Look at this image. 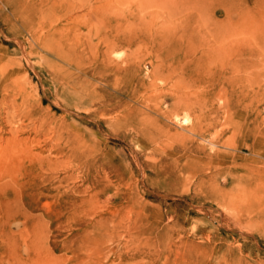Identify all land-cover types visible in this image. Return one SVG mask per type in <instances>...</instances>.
Wrapping results in <instances>:
<instances>
[{"label":"rangeland","instance_id":"1","mask_svg":"<svg viewBox=\"0 0 264 264\" xmlns=\"http://www.w3.org/2000/svg\"><path fill=\"white\" fill-rule=\"evenodd\" d=\"M263 25L264 0H0V264H264Z\"/></svg>","mask_w":264,"mask_h":264},{"label":"bare ground","instance_id":"2","mask_svg":"<svg viewBox=\"0 0 264 264\" xmlns=\"http://www.w3.org/2000/svg\"><path fill=\"white\" fill-rule=\"evenodd\" d=\"M18 8H19V5H18ZM96 8H97V7H96ZM19 11H20V10H19ZM22 11H23V10H21L20 12H22ZM16 12H17V10H16ZM19 15H20V14H19ZM19 15H18V16H19ZM233 17H234V16H233ZM135 18H136V17H135ZM135 21H136V20H135ZM232 22H233V21H232ZM241 23H242V22H241ZM209 24H210V23H209ZM230 24H231V23H230ZM245 24H246V23H245ZM248 25H249V23H248ZM238 27H239V26H238ZM251 27H252V26H251ZM256 27H258V26H256ZM263 27H264V25H263ZM221 28H222V27H221ZM226 28H227V27H226ZM204 29H205V28H204ZM212 29H213V28H212ZM212 29H211V30H212ZM130 30H132V29H130ZM149 30H150V29H149ZM161 30H162V28H161ZM164 30H165V29H164ZM164 30H163L162 32H164ZM182 30H183V29H182ZM201 30H202V29H201ZM157 31H158V30H157ZM159 31H160V30H159ZM253 31H254V30H253ZM257 31H258V30H257ZM261 31H262V30H261ZM136 32H137V31H136ZM149 32H150V31H149ZM165 32H166V31H165ZM227 32H228V31H227ZM229 32H231V31L229 30ZM232 32H233V31H232ZM254 32H255V31H254ZM263 32H264V30H263ZM130 33H131V31H130ZM234 33H235V32H234ZM258 33H259V32H257V34H258ZM125 34H126V33H125ZM125 34H124V35H125ZM168 34H169V33H168ZM255 34H256V32H255ZM175 35H176V34H175ZM182 35H183V34H182ZM194 35H195V34L193 33L192 38H190L191 42H192V41L194 42L195 40H197V38L195 37L196 35H195V36H194ZM238 35H239V34H238ZM247 35H248V34H247ZM249 35H251V34H249ZM127 36H128V35H127ZM166 36H167V37H166ZM166 36H165V37L168 38V35H166ZM190 36H191V35H190ZM212 36H214V37H212ZM226 36H228V34H227L226 32H219V33L216 32V33H213L211 36H210V33H205V34L202 33V34H201L202 41L207 42V43H211V44H212V42H214V41H218V40L220 41V40H222V39L224 40V38H226ZM230 36H231V35H230ZM155 37H156V36H155ZM155 37H154V39H155ZM197 37H198V36H197ZM228 37H229V36H228ZM234 38H235V37H234ZM236 38H237V37H236ZM236 38L233 39L232 41H234V40H238V39H236ZM246 38H248V37H246ZM249 38H250V36H249ZM249 38H248V39H249ZM253 38H254V37H253ZM250 39H252V38H250ZM171 40H173V39H171ZM177 40H178V39H177ZM181 40H182V39H180V41H181ZM242 40H243V39H242ZM128 41H129V40H128ZM130 41H131V40H130ZM252 41H253V40H252ZM252 41L250 40V42H252ZM110 42H112V39L109 40V43H110ZM131 42H132V41H131ZM191 42H190V43H191ZM220 42H221V41H220ZM178 43H180V42H178ZM236 43H237V41H236ZM159 44H160V43H159ZM223 44L225 45V44H228V43L226 42V43H223ZM223 44H222V45H223ZM113 45H114V44H113ZM222 45H221V46H222ZM212 46H213V45H212ZM216 46H217V45H216ZM233 46H234V45H233ZM237 46H238V45H237ZM239 46H240V45H239ZM109 47H110V45H109ZM171 47H173V44L171 45ZM163 48H164V47H163ZM204 48H205V47H204ZM216 48H217V47H216ZM241 48H242V47H240V49H241ZM107 49H108V47H107ZM109 49H111V48H109ZM209 49H210V48H209ZM188 50H189V49H188ZM195 50H196V49H195ZM210 50H212V48H211ZM217 51H219V50H217ZM105 52H107V51H105ZM223 52H224V51H223ZM227 52H228L229 54L231 53V54L233 55V51H231V52L227 51ZM237 52H238V51H237ZM228 53H227V55H225V57H226V56L228 57ZM106 54H107V53H106ZM207 54H208V53H207ZM209 54H210V53H209ZM225 54H226V53H225ZM231 54H230V55H231ZM234 54H235V53H234ZM236 54H237V53H236ZM109 55H110V54H109ZM201 55H202V54H201ZM203 55H204V54H203ZM213 55H214V54H213ZM230 55H229V56H230ZM130 56H132V55H129V57H130ZM148 56H149V55H148ZM205 56H207V55H205ZM220 56H221V55H220ZM235 56H236V55H235ZM108 57H109V56H108ZM133 57H135V56H133ZM210 57H211V55H210ZM218 57H219V56H218ZM225 57L223 56L222 59H225ZM131 58H132V57H130V59H131ZM193 58H194V57H193ZM211 58H212V57H211ZM104 59H105V58H104ZM109 59H110V57H109ZM240 59H241V58H240ZM214 60L216 61L215 58H214ZM220 60H221V59H220ZM107 61H110V60H107ZM112 61H113V60H112ZM131 61H132V60H131ZM218 61H219V60H218ZM222 61H224V60H221V62H222ZM104 62H105V61H104ZM216 62H217V61H216ZM126 63H127V62H126ZM128 63H129V62H128ZM128 63H127V67H128L129 64H130V63H129V64H128ZM131 63H133V62H131ZM147 63H148V62H147ZM217 63H218V62H217ZM219 63H220V61H219ZM103 64H104V63H103ZM204 64H205V63H204ZM215 64H216V63L214 62V65H215ZM130 65H131V64H130ZM132 65H133V64H132ZM209 65H210V64H209ZM211 65H213V64H211ZM216 65H217V64H216ZM236 65H237V64H236ZM231 66H232V65H231ZM231 66H230V68L232 69L233 67H231ZM123 67H124V66H123ZM209 67H210V66H209ZM91 68H92V67H91ZM121 68H122V67H121ZM125 68H126V66H125ZM154 68H155V67H154ZM203 68H204V67H203ZM213 68H214V67H213ZM227 68H229V67H227ZM234 68L236 69V67H234ZM234 68H233V69H234ZM225 69H226V68H225ZM208 70H209V69H208ZM128 71H129V70H128ZM83 72H84V71H83ZM149 72H150V71H149ZM172 72H173V71H172ZM206 72H207V71H206ZM209 72H212L211 69L209 70ZM204 73H205V72H204ZM207 73H208V72H207ZM151 74H152V73H151ZM224 74H225V73H224ZM114 75H116V74H114ZM117 76H118V75H117ZM119 76H120V75H119ZM153 76H154V75H153ZM93 77H94V76H93ZM179 77H180V76H179ZM146 78H147V77H146ZM171 78H172V77H171ZM238 79H241V77L238 78ZM156 80H157V79H156ZM154 82H155V81H154ZM182 82L185 83V81H182ZM239 82H240V80H239ZM152 83H153V82H152ZM186 83H187V82H186ZM5 85H6V84H5ZM181 85H182V84H181ZM185 85H186V84H185ZM207 85H209V84H207ZM223 86H225V84H224ZM181 87H182V86H181ZM205 87H206V86H205ZM232 87H234V86H232ZM214 88H215V87H214ZM226 88H227V86H226ZM172 89H173V88H172ZM178 90H179V89H178ZM182 90H184V89H182ZM191 90H192V89H191ZM200 90H201V89H200ZM185 91H186V90H185ZM187 91H188V90H187ZM253 91H254V90H253ZM198 92H199V91H198ZM201 92H203V91L201 90ZM205 92H206V90H205ZM225 92H226V91H225ZM225 92H224V94H225ZM233 92H235V91H233ZM237 92H238V91H237ZM254 92H255V91H254ZM161 93H162V92H161ZM165 93H166V92H165ZM216 93H217V92H216ZM226 93H228V91H227ZM229 93L231 94L232 92H229ZM229 93H228V94H229ZM162 94H163V93H162ZM162 94H161V95H162ZM200 94H201V93H200ZM232 94L234 95V93H232ZM232 94H231V95H232ZM155 95L157 96L158 94H155ZM159 95H160V93H159ZM189 95H190V94H189ZM189 95H188V96H189ZM215 95H216V94H215ZM231 95H230V96H231ZM233 95H232V96H233ZM243 95H244V94H243ZM152 96H153V95H152ZM156 96H155V97H156ZM162 96H163V95H162ZM177 96H178V95H177ZM184 96H185V95H184ZM184 96H182V97H183V98H182L183 100H184ZM190 96H191V95H190ZM195 96H196V95H194V97H195ZM227 96H228V95H227ZM239 96H240V93H239ZM150 97H151V96H150ZM150 97H148V98L151 99ZM178 97H179V96H178ZM185 98H186V96H185ZM228 98H229V97H228ZM230 98H231V97H230ZM157 99H158V98H157ZM179 99H181V98H179ZM188 99H189V98H188ZM244 99H245V98H244ZM198 100H199V99H198ZM232 100H233V98H232ZM150 101H151V100H150ZM154 101H155V100H154ZM189 101H190V100H189ZM203 101H205V99H204ZM234 101H235V100H234ZM242 101H243V100H242ZM151 102H152V101H151ZM180 102H181V101H180ZM183 102H185V101H183ZM201 102H202V101H201ZM153 103H154V102H152V103H150V104H153ZM158 103L160 104L159 100H158ZM239 103H240V102H239ZM239 103H238V104H239ZM93 104H94V103H93ZM187 104H188V103H187ZM199 104H200V103H199ZM204 104H206V102H205ZM204 104H203V105H204ZM190 105H191V104H190ZM234 105H235V103H234ZM236 105H237V104H236ZM239 105H240V104H239ZM101 106H104V105H101ZM107 106H108V105H107ZM111 106H112V104H111ZM152 106H153V105H152ZM98 107H100V106H98ZM104 107H106V106H104ZM145 107H146V106H145ZM156 107H158V105H157ZM178 107H179V106H178ZM158 108H159V107H158ZM198 108H199V107H198ZM203 108H204V107H203ZM147 109H148V108H147ZM155 110H156V108H155ZM158 110H159V109H158ZM165 111H166V110H165ZM178 111H179V110H178ZM195 111H196V110H195ZM195 111H194V112H195ZM201 111H202V110H201ZM226 111H227V110H226ZM203 112H204V111H203ZM227 112H228V111H227ZM229 112H230V111H229ZM181 113H182V111H181ZM163 114H164V112H163ZM205 115H206V114H205ZM168 116H169V115H168ZM198 116H200V115H198ZM203 116H204V115H203ZM165 117H166V115H165ZM167 118H168V117H167ZM213 118H214V116H213ZM172 119H173V118H172ZM183 120H184V122H187V118H184ZM179 121H180V120H179ZM41 122H42V121H41ZM179 123H180V122H179ZM208 123H209V122H208ZM202 126H204V125H202ZM19 127H20V126H19ZM16 128H17V127H16ZM16 128H15V130H16ZM13 129H14V128H13ZM211 129H212V128H211ZM19 130H20V128H19ZM23 130H24V128H23ZM201 130H202V129H201ZM26 131H27V130H26ZM206 131H207V130H206ZM11 132H12V131H11ZM20 132H21V131H20ZM20 132H19V133H20ZM22 132H23V131H22ZM198 132H199V130H198ZM202 132H203V131H202ZM204 132H205V131H204ZM200 133H201V132H200ZM190 134H191V133H190ZM207 134H208V133H207ZM220 134H221V132H220ZM223 134H224V133H223ZM17 135H18V133H17ZM17 135H16V136H17ZM191 135H192V134H191ZM201 135H202V134H201ZM224 135H225V134H224ZM14 136H15V134H14ZM17 137H18V136H17ZM184 137H185V136H184ZM184 137H182V138H184ZM14 138H15V137H14ZM221 138H222V137H221ZM195 139H196V138H195ZM216 139H217V138H216ZM184 140H186V139H184ZM203 141H204V140H203ZM218 141H219V140H218ZM16 142H18V141H16ZM185 142H186V141H185ZM204 142H206V141H204ZM212 142H213V141H212ZM188 143H189V142H188ZM213 143H214V142H213ZM16 144H17V143H16ZM207 144H208V143H207ZM183 145H184V144H183ZM189 147H190V146H189ZM197 149H198V148H197ZM197 151H198V150H197ZM233 157H234V156H233ZM196 158H197V157H196ZM203 159H204V158H203ZM216 159H219V158H216ZM216 159H215V160H216ZM204 160H205V159H204ZM215 160H214V161H215ZM211 161H212V160H211ZM219 161H220V160H219ZM231 161H232V160H231ZM215 162H217V160H216ZM225 162H226V161H225ZM227 162H228V161H227ZM211 163H212V162H211ZM220 163H221V162H220ZM241 163H242V162H241ZM244 163H245V162H244ZM231 164H232V163H231ZM233 165H234V164H233ZM42 166H43V165H42ZM216 166H217V165H216ZM219 166H220V165H219ZM211 167H212V166H211ZM215 169H216V168H215ZM215 169H214V170H215ZM218 171H219V170H218ZM212 172H213V171H212ZM212 172H211V173H212ZM221 173H222V172H221ZM203 174H204V173H203ZM205 174H206V173H205ZM205 174H204V175H205ZM219 174H220V173H219ZM215 175H216V174H215ZM226 175H227V174H226ZM226 175H225V176H226ZM239 176H240V175H239ZM246 178H247V177H246ZM246 178H245V179H246ZM243 179H244V175H243ZM239 180H240V179H239ZM241 182H242V181H241ZM241 182H240V185H241ZM245 182H246V181H245ZM211 183H212V182H211ZM211 183H210V184H211ZM238 185H239V183H238ZM241 189H243V188H241ZM237 190H238V188H237ZM237 190H235V191H237ZM239 190H240V189H239ZM243 191H244V190H243ZM211 192H212V191H211ZM214 192H215V191H214ZM220 192H222V191H220ZM230 192H231V191H230ZM215 193H216V192H215ZM222 193H223V192H222ZM225 193H226V192H225ZM227 193H228V192H227ZM232 193H233V192H232ZM241 193H242V192H241ZM241 193H240V194H241ZM229 194H230V193H229ZM240 194H239V197H240ZM244 195H245V194H244ZM219 196H220V194H219ZM235 196H236V195H235ZM220 197H221V196H220ZM225 197H228V196L225 195ZM237 197H238V196H237ZM239 197H238V198H239ZM243 197H244V196H243ZM219 199H221V198H219ZM240 199H241V198H240ZM242 199H243V198H242ZM242 199H241V200H242ZM211 200H212V199H211ZM233 200H236V199L233 198ZM244 200H245V199H244ZM231 201H232V200H231ZM242 201H243V200H242ZM228 202H229V201H228ZM238 202H240V200H239ZM229 205H230V203H229Z\"/></svg>","mask_w":264,"mask_h":264}]
</instances>
